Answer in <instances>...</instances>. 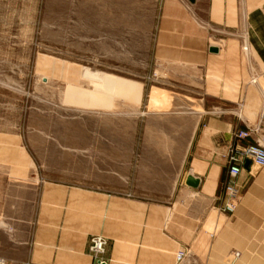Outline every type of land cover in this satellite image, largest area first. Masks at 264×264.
Returning a JSON list of instances; mask_svg holds the SVG:
<instances>
[{
    "label": "crops",
    "instance_id": "crops-1",
    "mask_svg": "<svg viewBox=\"0 0 264 264\" xmlns=\"http://www.w3.org/2000/svg\"><path fill=\"white\" fill-rule=\"evenodd\" d=\"M153 51L149 80L191 94L150 83L142 110L138 81L136 121L105 127L99 164L86 152L92 137L80 136L74 164L59 171L68 179L52 173L14 190L12 169H2L0 261L95 264L89 242L103 236L107 264H178L182 249L185 264H264V166H245L234 213L219 208L224 154L264 110V0H164Z\"/></svg>",
    "mask_w": 264,
    "mask_h": 264
},
{
    "label": "rangeland",
    "instance_id": "rangeland-1",
    "mask_svg": "<svg viewBox=\"0 0 264 264\" xmlns=\"http://www.w3.org/2000/svg\"><path fill=\"white\" fill-rule=\"evenodd\" d=\"M163 7L164 0H0V173L12 169L14 190L52 173L68 179L59 171L74 164L80 136L92 137L86 152L99 164L105 127L111 134L119 119L128 130L137 119L138 81L146 83L142 110L150 83L191 94L179 81L149 80Z\"/></svg>",
    "mask_w": 264,
    "mask_h": 264
},
{
    "label": "built area",
    "instance_id": "built-area-1",
    "mask_svg": "<svg viewBox=\"0 0 264 264\" xmlns=\"http://www.w3.org/2000/svg\"><path fill=\"white\" fill-rule=\"evenodd\" d=\"M243 50L248 53L249 46L244 41ZM255 81V80H254ZM257 134L258 138L254 142L242 143L243 140L253 137ZM236 143L229 146L224 154L226 165V176L223 181L224 202L219 207L220 210L227 214L235 212L242 187L239 183V176L245 168L246 162L250 161L258 166H264V110L260 115L259 121L254 127L240 129L235 132ZM108 240L103 236H93L89 242V251L94 257L95 264H107L105 258ZM189 251L182 249L177 253V262L181 264L185 261ZM239 256V252H235ZM30 264V263H26Z\"/></svg>",
    "mask_w": 264,
    "mask_h": 264
},
{
    "label": "water",
    "instance_id": "water-1",
    "mask_svg": "<svg viewBox=\"0 0 264 264\" xmlns=\"http://www.w3.org/2000/svg\"><path fill=\"white\" fill-rule=\"evenodd\" d=\"M189 1L192 2V3L196 2V0H189ZM249 163H250V161H247L245 166H248ZM199 182H200V179L195 177V176H193V175H189L188 178H187V184L192 186V187H197L199 185ZM0 264H5V263L0 261Z\"/></svg>",
    "mask_w": 264,
    "mask_h": 264
}]
</instances>
